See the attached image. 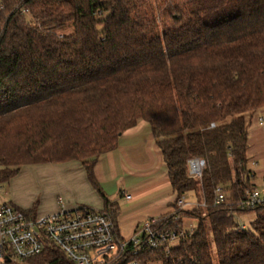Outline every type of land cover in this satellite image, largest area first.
<instances>
[{
    "label": "trees",
    "instance_id": "16d2710c",
    "mask_svg": "<svg viewBox=\"0 0 264 264\" xmlns=\"http://www.w3.org/2000/svg\"><path fill=\"white\" fill-rule=\"evenodd\" d=\"M261 109L264 0H0V184L81 161L120 234L98 159L141 120L161 150L176 198L154 226L183 235L103 264H264V202L244 205ZM20 264L77 263L52 247Z\"/></svg>",
    "mask_w": 264,
    "mask_h": 264
},
{
    "label": "crops",
    "instance_id": "0c3cea01",
    "mask_svg": "<svg viewBox=\"0 0 264 264\" xmlns=\"http://www.w3.org/2000/svg\"><path fill=\"white\" fill-rule=\"evenodd\" d=\"M95 175L106 194V184L123 182L120 194L127 201L125 210L117 200L107 194L111 200L118 203V226L123 238H126V235L121 226L122 220L124 226L131 224L130 232L134 233L137 227L147 220L158 218L173 209L172 203L176 194L171 186L161 150L150 126L145 122H139L125 131L119 146L99 157ZM10 184L11 189L15 191L30 184L37 187L44 194L38 207L41 214L54 213L63 204L68 208L84 205L104 209L102 196L93 187L85 167L78 160L25 165ZM126 194H130L131 199H127ZM150 195H153L150 200L141 201ZM13 198L15 205L23 206L21 208L24 209L33 208L30 199L18 196V193L14 194ZM38 210L34 211L39 214ZM125 219H130V222L125 223Z\"/></svg>",
    "mask_w": 264,
    "mask_h": 264
},
{
    "label": "built area",
    "instance_id": "2783aa9c",
    "mask_svg": "<svg viewBox=\"0 0 264 264\" xmlns=\"http://www.w3.org/2000/svg\"><path fill=\"white\" fill-rule=\"evenodd\" d=\"M259 122L264 123V118L260 117ZM204 165L201 159L190 160V172L200 177ZM246 195L245 206L263 203L264 183L261 190L251 186ZM126 198L131 199V195L126 194ZM223 198V193H219L217 202ZM157 222V218L147 220L127 239L118 234L109 213L100 209L89 206L69 209L63 204L54 213L38 214L10 201L3 202L0 203V264L23 263L52 247L60 248L77 264H103L129 247H134L137 254L142 247L156 248L183 235L177 230L155 228Z\"/></svg>",
    "mask_w": 264,
    "mask_h": 264
},
{
    "label": "rangeland",
    "instance_id": "374dc122",
    "mask_svg": "<svg viewBox=\"0 0 264 264\" xmlns=\"http://www.w3.org/2000/svg\"><path fill=\"white\" fill-rule=\"evenodd\" d=\"M260 117L264 118V109H261L254 114L252 122L249 125V139H248L249 148L247 151V156L249 158L248 166L255 173L254 182L256 183V186L261 190L264 183V123L259 124ZM140 122H145V124L149 126V124L146 121L141 120ZM15 176L12 177L9 182H4L0 184V203L8 202V201L15 203V201L13 200L14 199L13 195L18 193V196H24L26 199H30L32 207L34 208V210L37 211L40 205L39 202L42 201V197L44 196V194H42L37 187L32 186V184H30L29 186H23V187L21 186L18 191H15V189L14 190L11 189L10 183L15 178ZM105 187H106L105 190H107V194L113 199L117 200L120 203L123 210H125L127 206L126 205L127 201L125 200V197L120 194V188L123 187V182L121 181L119 183L118 181H114L110 184H106ZM152 197L153 195H150L148 197H145L141 201L150 200ZM185 200L189 203L197 202L195 196L192 193H188L185 196ZM83 206L84 205L69 209H75ZM39 214H41L40 211ZM255 217L256 214L254 212H249L240 216L241 220L246 224V226H249L251 222L255 219ZM130 219H125V223H129ZM123 223L124 220H122L121 223V226L123 227L122 228L123 233L124 235H126L125 237L127 239H130L134 235L133 232H130L131 224H126L124 226ZM173 244H177V241H174Z\"/></svg>",
    "mask_w": 264,
    "mask_h": 264
},
{
    "label": "water",
    "instance_id": "95a60500",
    "mask_svg": "<svg viewBox=\"0 0 264 264\" xmlns=\"http://www.w3.org/2000/svg\"><path fill=\"white\" fill-rule=\"evenodd\" d=\"M204 161V160H203ZM204 163H205V161H204Z\"/></svg>",
    "mask_w": 264,
    "mask_h": 264
}]
</instances>
